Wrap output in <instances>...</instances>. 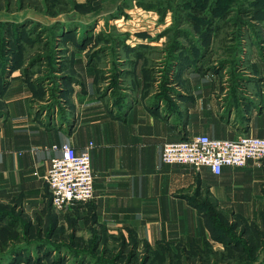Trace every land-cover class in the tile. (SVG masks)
<instances>
[{"label":"crops","instance_id":"1","mask_svg":"<svg viewBox=\"0 0 264 264\" xmlns=\"http://www.w3.org/2000/svg\"><path fill=\"white\" fill-rule=\"evenodd\" d=\"M261 46L264 38L248 67L233 73L225 67L175 66L171 80L180 73V81L167 82L162 96L161 78L156 80L150 66L153 53L122 52L116 60L118 84L127 95L120 104L112 97L113 88L102 93L110 78L105 85L96 82L95 62L86 51L75 52L78 78L54 106L52 99L36 100L21 71L14 72L0 117V202L23 208L31 223L51 206L63 215V225L69 223L65 216L72 215L79 234H90L81 222L93 217L94 226L109 234L133 232L152 245L209 239L204 211L210 202L243 217L258 215L264 208V159L225 166L215 175L206 167L166 164L162 152L166 143L199 134L264 138V50L256 49ZM64 143L79 152L92 143L95 197L59 211L49 198L45 175L51 160L61 155L54 145ZM2 228L12 231L11 215L0 214ZM16 251L0 254V264H32L15 262Z\"/></svg>","mask_w":264,"mask_h":264},{"label":"rangeland","instance_id":"2","mask_svg":"<svg viewBox=\"0 0 264 264\" xmlns=\"http://www.w3.org/2000/svg\"><path fill=\"white\" fill-rule=\"evenodd\" d=\"M263 38L264 0H0V117L16 71L36 100L48 98L56 105L78 78L75 52L86 51L95 62L98 84L110 78L102 93L113 88L112 97L120 104L127 95L118 84L116 60L122 52L153 53L150 66L156 80L161 78L162 96L167 82L180 79L175 73L171 80L175 66L225 67L233 73L248 67ZM0 212L12 216V231H0V254L12 244L17 263L264 264V208L248 218L210 202L204 211L209 239L187 245H152L130 234L124 244L121 234L94 226L93 217L81 222L90 234H79L72 215L65 216L69 223L63 225V215L51 206L33 223L16 204L0 202ZM23 250L28 251L24 258Z\"/></svg>","mask_w":264,"mask_h":264},{"label":"built area","instance_id":"3","mask_svg":"<svg viewBox=\"0 0 264 264\" xmlns=\"http://www.w3.org/2000/svg\"><path fill=\"white\" fill-rule=\"evenodd\" d=\"M92 143L79 152L70 143L61 146V155L51 160L45 180L52 193L53 205L65 211L78 202L95 197V173L92 169ZM264 159V138L241 136L235 139L213 138L199 134L177 142L166 143L162 160L166 164L188 165L197 169L209 168L221 175L225 166L243 167L250 160Z\"/></svg>","mask_w":264,"mask_h":264},{"label":"trees","instance_id":"4","mask_svg":"<svg viewBox=\"0 0 264 264\" xmlns=\"http://www.w3.org/2000/svg\"><path fill=\"white\" fill-rule=\"evenodd\" d=\"M0 214H1V212H0ZM53 226H55V225H53V223H52V227H51V230L53 229ZM7 229V228H6ZM63 229V228H62ZM2 230H3V228H2ZM1 229H0V231H2ZM9 230V229H8ZM132 235H136V234H134L133 232H131L130 233V236H132ZM122 237H123V243L124 244H127V239H126V237L124 236V235H121ZM136 239H137V237H136ZM138 240V239H137ZM9 252H11L12 253V249L11 250H9V251H7L6 253H4V254H8ZM15 252V251H14ZM17 252V251H16Z\"/></svg>","mask_w":264,"mask_h":264}]
</instances>
